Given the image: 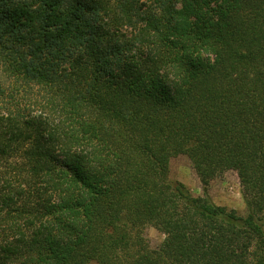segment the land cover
<instances>
[{"label": "trees", "instance_id": "1", "mask_svg": "<svg viewBox=\"0 0 264 264\" xmlns=\"http://www.w3.org/2000/svg\"><path fill=\"white\" fill-rule=\"evenodd\" d=\"M0 264H264V0H0Z\"/></svg>", "mask_w": 264, "mask_h": 264}, {"label": "rangeland", "instance_id": "2", "mask_svg": "<svg viewBox=\"0 0 264 264\" xmlns=\"http://www.w3.org/2000/svg\"><path fill=\"white\" fill-rule=\"evenodd\" d=\"M169 176L181 182L194 197L201 196L202 185L187 157L177 156L170 160ZM207 190L214 204L234 210L238 215H245L241 189L233 171L224 172L221 176L211 180ZM144 235L152 247L160 244L163 239L159 232L150 227L146 228Z\"/></svg>", "mask_w": 264, "mask_h": 264}]
</instances>
